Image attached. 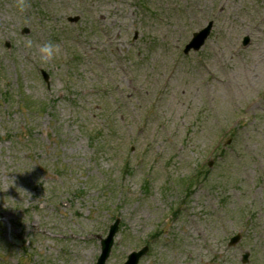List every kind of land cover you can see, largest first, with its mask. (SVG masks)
Segmentation results:
<instances>
[{
  "label": "rangeland",
  "instance_id": "1",
  "mask_svg": "<svg viewBox=\"0 0 264 264\" xmlns=\"http://www.w3.org/2000/svg\"><path fill=\"white\" fill-rule=\"evenodd\" d=\"M26 4L0 0V264H95L116 220L105 264H264V0Z\"/></svg>",
  "mask_w": 264,
  "mask_h": 264
},
{
  "label": "water",
  "instance_id": "2",
  "mask_svg": "<svg viewBox=\"0 0 264 264\" xmlns=\"http://www.w3.org/2000/svg\"><path fill=\"white\" fill-rule=\"evenodd\" d=\"M77 18L78 17L69 18V21L74 22L77 20ZM211 25H212V22L209 21L208 25L205 28H203L199 32L193 33V37H192L191 41L186 45L184 51L187 52L190 48L198 49L203 44L204 39L208 35ZM246 41H247V39L245 38L244 43H246ZM45 78H46V76H45ZM116 230H117V221H115L110 226V229H109L106 237L100 238V253H99V256L97 258L98 259L97 264H104L105 259H107L108 255L110 253L111 246H112V238H113V235L115 234ZM9 234H10L11 240H13L16 243L20 242L19 238L12 231H10ZM236 240H237V237L232 239L230 244H233ZM144 251H145V248L142 249L138 253H131L130 255H128L129 261L126 264H136L137 259L139 258V256L142 253H144ZM243 259H247V254L243 255Z\"/></svg>",
  "mask_w": 264,
  "mask_h": 264
},
{
  "label": "clouds",
  "instance_id": "3",
  "mask_svg": "<svg viewBox=\"0 0 264 264\" xmlns=\"http://www.w3.org/2000/svg\"><path fill=\"white\" fill-rule=\"evenodd\" d=\"M26 6V0H19V9L21 11H23ZM32 45L33 41L31 39L25 41V47L31 48ZM38 51L40 53L41 59L44 61H48L53 59L55 55L59 52V45L52 40H48L39 46Z\"/></svg>",
  "mask_w": 264,
  "mask_h": 264
}]
</instances>
